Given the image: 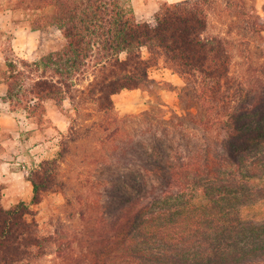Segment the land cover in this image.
Here are the masks:
<instances>
[{
    "label": "trees",
    "instance_id": "16d2710c",
    "mask_svg": "<svg viewBox=\"0 0 264 264\" xmlns=\"http://www.w3.org/2000/svg\"><path fill=\"white\" fill-rule=\"evenodd\" d=\"M219 1H165L140 21L126 0H10L13 11H41L36 28L55 24L66 43L33 60L10 47L4 100L39 123L47 100L63 111L69 102L76 115L57 154L25 171L30 202L5 206L0 184V264L52 253L56 264H264V221L243 214L264 200V63L253 48L264 15L225 0L229 33L213 32ZM161 62L185 81L181 98L196 110L126 133L114 96L144 86ZM93 137L110 144L104 211L75 237L61 225L44 231L33 205L71 190L63 163Z\"/></svg>",
    "mask_w": 264,
    "mask_h": 264
},
{
    "label": "rangeland",
    "instance_id": "374dc122",
    "mask_svg": "<svg viewBox=\"0 0 264 264\" xmlns=\"http://www.w3.org/2000/svg\"><path fill=\"white\" fill-rule=\"evenodd\" d=\"M165 1L180 0H126L134 8L136 17L140 21L153 20L156 11ZM246 2L250 10L264 15V0H246ZM9 3L10 0H0V76L6 72L5 56L10 47H13L18 55L33 60L63 47L66 43V38L57 25L49 23L36 28V23L39 25L44 21L41 11L30 12L24 8L13 11ZM232 9L233 7L228 6L225 0L219 1L216 9L211 12L213 32L229 33L233 20ZM253 48L255 59L264 63V39L259 37L253 43ZM241 62L243 58L238 56L234 70L243 69ZM184 85L185 81L161 62L151 68L149 81L144 86L116 94L114 96L116 113L120 117L122 126L126 128V133L138 130L140 125L145 124L146 119L156 120L162 115L170 118L175 114L186 115L194 112L196 109L187 105L181 98ZM64 109L66 112H59L60 119L56 117L60 127L54 124L49 114L40 123L35 119L39 134L35 133L34 138L30 140V146L33 147L35 143L41 145L37 150L32 151L28 148L30 146H26L29 156H32V159L27 157L24 160L27 169L37 164L40 159L57 154L60 141L63 135L68 133L71 120L76 115L69 102H66ZM19 111L26 113L24 110ZM147 112H150V115H147ZM22 119L25 117L22 116ZM90 122L91 120H87L84 124L88 125ZM28 125L31 126L30 122L27 123ZM30 132L31 130H24L23 134L29 138ZM108 146L109 143H104L103 140H97L95 137L75 144L72 149L74 155L63 163L62 168L63 174L71 180V190L67 193H50L45 196L42 203L33 205L38 211V219L44 231L51 232L61 225L71 237H75L91 220L92 214L95 217L102 214L105 209V187L102 179L111 171V168L105 164L106 158H103ZM33 151H37L35 155L32 154ZM16 167H19V164ZM25 180L19 181L13 178L1 182L6 186L4 203L7 207L24 197L28 202L31 201L29 183ZM67 197H71L72 204L68 203ZM243 214L247 219L264 221V200L244 206ZM59 260L57 254L52 253L36 264H56Z\"/></svg>",
    "mask_w": 264,
    "mask_h": 264
},
{
    "label": "crops",
    "instance_id": "0c3cea01",
    "mask_svg": "<svg viewBox=\"0 0 264 264\" xmlns=\"http://www.w3.org/2000/svg\"><path fill=\"white\" fill-rule=\"evenodd\" d=\"M7 88L8 86L5 81V74H3L0 76V184H2L1 182H3L4 179L5 181L13 178H17L19 181H21V179H26L29 183L31 195H33V186L31 182L25 177V169H27V166L24 163V160H26L27 157H30L28 151L26 150V146H30V140H32L35 133H38L39 131L36 130L37 127L35 125L34 118L28 117L26 113L23 114L19 110H13L10 104L4 100L3 97L7 92ZM59 112L64 113V111L61 110V108H59L53 100L46 101L45 116H47V114L51 115V119L53 120L54 124L60 127L61 125H59L58 121L56 120ZM22 116L25 117V119H22ZM58 119H60V116ZM28 122H30L31 126H27ZM24 130H31L29 133V138H27V135L23 134ZM39 145L41 144L35 143L33 144V147L30 146L28 148H30V151L37 150ZM36 152L37 151H33L32 154L35 155ZM30 159H32V156ZM18 164L19 167H16ZM5 189L6 186L3 185V203L5 198ZM25 198L26 197L20 200H26Z\"/></svg>",
    "mask_w": 264,
    "mask_h": 264
}]
</instances>
